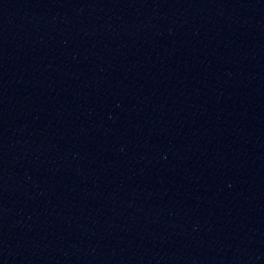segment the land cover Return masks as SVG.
I'll return each mask as SVG.
<instances>
[{
    "label": "water",
    "instance_id": "95a60500",
    "mask_svg": "<svg viewBox=\"0 0 264 264\" xmlns=\"http://www.w3.org/2000/svg\"><path fill=\"white\" fill-rule=\"evenodd\" d=\"M0 264H264V0H0Z\"/></svg>",
    "mask_w": 264,
    "mask_h": 264
}]
</instances>
